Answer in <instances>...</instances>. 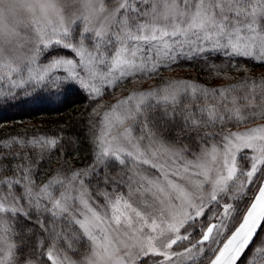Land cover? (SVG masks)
I'll list each match as a JSON object with an SVG mask.
<instances>
[{
  "label": "snow or ice",
  "instance_id": "6c2138e0",
  "mask_svg": "<svg viewBox=\"0 0 264 264\" xmlns=\"http://www.w3.org/2000/svg\"><path fill=\"white\" fill-rule=\"evenodd\" d=\"M75 97L0 137V264H264V0H0V112Z\"/></svg>",
  "mask_w": 264,
  "mask_h": 264
},
{
  "label": "trees",
  "instance_id": "16d2710c",
  "mask_svg": "<svg viewBox=\"0 0 264 264\" xmlns=\"http://www.w3.org/2000/svg\"><path fill=\"white\" fill-rule=\"evenodd\" d=\"M173 71H182V75H188L192 77H195L197 75H206V73H199L197 68L190 67L187 65L175 68L173 69ZM253 71L259 74L262 69L261 67L257 66L253 68ZM214 83H218V81ZM109 98L110 97H105V99ZM86 103V98L75 97L72 98L70 102L66 103L65 105H60L55 102L45 103L43 105H40L38 110H33L27 115L13 114L11 112H0V137H2L6 132L14 131L15 129L23 127L25 124H43L46 127L64 124L68 122L70 118L77 117ZM13 119L17 121L15 129L10 127L12 125ZM20 121H23V123H20ZM86 131V128L82 130V137ZM79 151L81 155H83V153L85 152V146L83 144L81 145ZM73 155V153H69L68 158L71 159Z\"/></svg>",
  "mask_w": 264,
  "mask_h": 264
},
{
  "label": "rangeland",
  "instance_id": "374dc122",
  "mask_svg": "<svg viewBox=\"0 0 264 264\" xmlns=\"http://www.w3.org/2000/svg\"><path fill=\"white\" fill-rule=\"evenodd\" d=\"M173 73L177 74V75H182L183 72L182 71H173Z\"/></svg>",
  "mask_w": 264,
  "mask_h": 264
}]
</instances>
